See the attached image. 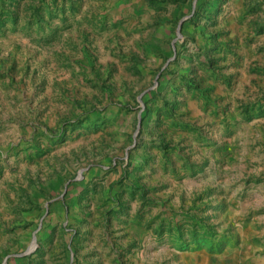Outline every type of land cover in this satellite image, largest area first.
Instances as JSON below:
<instances>
[{"label":"rangeland","instance_id":"obj_1","mask_svg":"<svg viewBox=\"0 0 264 264\" xmlns=\"http://www.w3.org/2000/svg\"><path fill=\"white\" fill-rule=\"evenodd\" d=\"M222 238L264 252V0H0V264Z\"/></svg>","mask_w":264,"mask_h":264},{"label":"crops","instance_id":"obj_2","mask_svg":"<svg viewBox=\"0 0 264 264\" xmlns=\"http://www.w3.org/2000/svg\"><path fill=\"white\" fill-rule=\"evenodd\" d=\"M204 264H264V252L245 238L221 252L204 258Z\"/></svg>","mask_w":264,"mask_h":264},{"label":"trees","instance_id":"obj_3","mask_svg":"<svg viewBox=\"0 0 264 264\" xmlns=\"http://www.w3.org/2000/svg\"><path fill=\"white\" fill-rule=\"evenodd\" d=\"M173 229L174 228H168V230H169V232L171 233L172 231H173ZM162 231V232H161ZM161 231H160V235H162L163 234V231H164V229H161ZM172 236V235H171ZM228 238H222V240H221V242H217V243H215L214 245H213V247L211 246L210 247V249H211V251L212 252H219L222 248H223V246H224V244L226 243V240H227Z\"/></svg>","mask_w":264,"mask_h":264},{"label":"water","instance_id":"obj_4","mask_svg":"<svg viewBox=\"0 0 264 264\" xmlns=\"http://www.w3.org/2000/svg\"><path fill=\"white\" fill-rule=\"evenodd\" d=\"M177 31H178V29H177ZM33 243H34V240H33Z\"/></svg>","mask_w":264,"mask_h":264}]
</instances>
